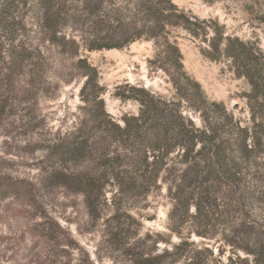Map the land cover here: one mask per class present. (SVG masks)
<instances>
[{
	"label": "trees",
	"instance_id": "16d2710c",
	"mask_svg": "<svg viewBox=\"0 0 264 264\" xmlns=\"http://www.w3.org/2000/svg\"><path fill=\"white\" fill-rule=\"evenodd\" d=\"M20 6L27 8L36 28L22 38L16 33ZM0 20V61L8 54L14 69L44 68L52 60L49 52L55 50L73 61L70 75L83 80L79 127L46 151L47 158L61 167L49 180L59 178L60 186L84 196L94 221L99 219L98 198L112 182L123 196L143 195L162 178L171 185L173 214L187 215L194 206L199 212L195 218L201 212L208 218V208L217 209L220 197L226 195L235 199L237 212L246 213L243 200L256 198L258 190L248 179L250 167L264 188V51L256 41L228 35L217 20L185 12L172 0H0ZM174 29H183L204 45L201 52L207 59L228 61L236 77L248 82L251 89L244 95L248 124L243 125L225 104L210 101L201 84L187 73L183 54L171 36ZM141 41L153 43L148 67L167 76L176 100L139 85L119 86L115 96L138 105V114L124 115L120 123L106 112V89L98 70L82 53L121 50ZM189 113L198 116L200 126ZM86 162L91 168L71 172L69 166L80 168ZM176 165L183 169H175ZM137 225V219L121 209L105 225L107 249L121 251L131 264H247L239 258L224 263L212 250L198 248L183 237L185 228L179 224L169 228L181 239L178 244L160 234L141 236ZM202 228L195 233L207 237L208 228L204 232ZM231 231L229 243L252 256L253 264H264V228L241 222ZM45 237L53 239L50 234ZM42 239L27 246L30 253L42 248ZM55 241L54 260L45 264H95L70 234Z\"/></svg>",
	"mask_w": 264,
	"mask_h": 264
},
{
	"label": "rangeland",
	"instance_id": "374dc122",
	"mask_svg": "<svg viewBox=\"0 0 264 264\" xmlns=\"http://www.w3.org/2000/svg\"><path fill=\"white\" fill-rule=\"evenodd\" d=\"M172 1L181 10L201 19L217 20L225 26L228 35L256 41L264 51V0ZM18 14L19 38L36 31L27 8L20 6ZM171 36L183 54L187 73L201 84L207 98L225 104L243 125L248 124L250 114L244 98L251 89L248 82L236 77L228 61L207 59L201 52L205 46L183 29L172 30ZM49 53L52 60L46 68L21 65L14 69L5 53L0 61V264L49 263L54 260L55 238L67 234L89 252L95 264H131L121 251L111 252L105 244V225L116 209L137 219L141 236L160 234L172 244H178L181 239L169 228L179 224L185 228L184 238L200 249L212 250L222 262L230 259L238 262L239 258L253 264L252 256L229 242L233 237L231 230L241 222L264 228V188L253 178L254 167H250L248 179L258 190L256 198L243 200L246 213L237 212L235 199L226 195L220 197L221 206L217 209L208 208V218L204 212L195 218L199 212L194 206L187 215L177 211L173 214L176 203L169 193L171 185L161 178L143 195L135 192L123 196L112 182L98 198L99 219L94 221L84 196L60 186L59 178L49 180L61 167L54 159L47 158L46 148L77 130L82 120L79 108L83 106L79 96L83 80L70 75L73 61L55 50ZM82 55L98 70L100 84L106 89L103 95L106 112L117 122L122 123L124 115L138 114L136 102H123L115 96L119 86L139 85L168 100H176L167 76L162 71L151 72L148 67L154 56L152 42H136L121 50L83 51ZM67 79L71 81L66 82ZM188 115L197 126L201 125L198 116ZM69 167L72 173H77L91 168V163L86 162L80 168ZM182 167L176 165L175 169ZM181 216L184 222L180 221ZM200 226L208 228L207 237L195 233ZM43 234H50L53 239L43 240ZM38 238L43 240H39L42 248L30 253L27 246ZM159 247L162 250L164 245Z\"/></svg>",
	"mask_w": 264,
	"mask_h": 264
}]
</instances>
